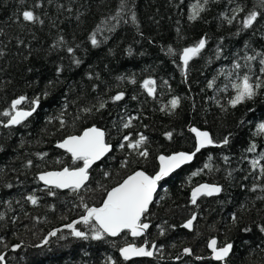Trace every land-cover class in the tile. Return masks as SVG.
Returning <instances> with one entry per match:
<instances>
[{"label": "trees", "instance_id": "trees-1", "mask_svg": "<svg viewBox=\"0 0 264 264\" xmlns=\"http://www.w3.org/2000/svg\"><path fill=\"white\" fill-rule=\"evenodd\" d=\"M196 2L126 0L121 11V0H0V112L20 96L27 97L19 106L26 110L40 98L37 111L22 124H0V254L6 252V264H15L9 255L18 252L24 253L23 264H108V257L114 264H221L207 249L213 237L218 246L233 245L225 264H264V199L258 198L264 197V160L256 169L251 166L264 152V135L254 134L264 122V89L236 108L228 104L234 95L231 80L248 72L245 65L253 80L264 79V55L257 56L264 54V9L257 8L258 0H209L199 17L189 20L190 6ZM237 7L243 11L229 24L225 17L231 18ZM25 10L39 20L23 21ZM251 10L261 15L251 28L243 29L242 20ZM94 33L96 46L90 39ZM202 38L205 47L184 70L180 54ZM246 56L256 59L246 61ZM234 63L242 67L229 77ZM148 79L155 81L153 96L142 87ZM209 81H214L212 88ZM119 92L124 98L113 102L111 97ZM173 97H179L180 104L169 111ZM101 101H107L106 106L97 111ZM85 108L92 111H82ZM132 117L131 126L124 128ZM7 119L0 116V121ZM93 126L105 132L112 151L89 171V181L78 194L51 189L55 195H50L37 174L81 167V161L74 163L56 145ZM193 127L208 132L220 146L203 148L191 164L165 179L143 217L149 225L144 237L132 238L125 231L116 238L81 240L65 228L37 247L49 232L84 215L81 197L89 207L99 206L107 191L134 171L154 175L158 155L193 152ZM166 133H172L170 139ZM126 135L132 141L140 135L147 138L141 146L147 158L119 147L127 144ZM225 137L227 145L222 143ZM252 144L255 151H247ZM29 160L32 165L27 167ZM125 160L127 166L122 167ZM206 163L209 168H204ZM202 182L218 184L222 191L193 205L190 190ZM30 195L38 199L36 205L26 199ZM194 215L189 232L183 224ZM75 226L89 230L83 224ZM61 235L66 238L59 239ZM144 240L156 245L152 259H121L119 248ZM16 244L19 250L10 252ZM186 247L192 255H183Z\"/></svg>", "mask_w": 264, "mask_h": 264}, {"label": "snow or ice", "instance_id": "snow-or-ice-1", "mask_svg": "<svg viewBox=\"0 0 264 264\" xmlns=\"http://www.w3.org/2000/svg\"><path fill=\"white\" fill-rule=\"evenodd\" d=\"M209 0H197L196 3L190 6L189 20H195L199 17L200 13L205 10V5ZM126 7V0H121L120 10L122 11ZM257 8L264 9V0H258ZM241 7H237L233 10V16L231 18L225 17L227 22L231 24L233 20L237 18V14L242 12ZM120 15V11L117 12V16ZM261 15L260 11L251 10L242 20V28L249 29L253 26L254 22L257 21L258 16ZM22 19L25 22L35 23L39 20V17L34 15L33 11L25 10L21 13ZM132 20L135 22V14H132ZM42 23V21H40ZM93 46H96L98 41L96 39L95 33L90 37ZM206 40L200 39L199 42L193 46L186 47L180 54V59L182 61L183 69L186 70L189 61L194 57L198 56L201 50L205 47ZM73 49L68 48V52L71 53ZM169 53H172V49L169 48ZM2 54V53H0ZM264 54L257 53V56H262ZM256 56H246V61H253ZM79 64L80 61H74ZM260 65L262 66L260 71L264 74V58L260 59ZM241 64L234 63L232 66V71L228 73L231 77L233 73L241 68ZM248 72L243 75L237 74L236 79L231 80V89L234 92L229 100L228 104L232 108H236L238 105L243 104L247 101H251L257 96L259 90L264 89V79L256 77L253 80L251 73V68L248 65ZM58 71H60L58 69ZM223 74V69L221 70ZM135 82L134 80L132 81ZM214 81H209L208 87L212 88ZM155 81L148 79L143 82L142 87L145 88L149 96H153L155 92ZM226 90V89H225ZM46 96L47 93H44ZM124 98V93L119 92L115 96L111 97L113 102L121 101ZM135 98V97H134ZM27 101V97L20 96L17 99L12 100L10 108L0 112V116L8 117L7 122L0 121L3 127L8 128L15 125H20L27 120L28 117L32 116L34 112L40 105V98L37 97L31 101V107L29 110H24L19 107ZM107 101H101L99 103L97 111L105 108ZM180 104L179 97H173L169 101L170 109L169 111H174ZM162 111L165 109L162 108ZM82 111L91 112L92 109L85 108ZM62 115L59 118L61 126L63 127L66 123L62 119ZM78 118V117H77ZM135 117L130 118L127 122L123 124L124 128H129L131 126V120ZM190 131L195 134L196 144L195 150L191 153L188 152H176L169 156L161 155L158 157L160 162L159 171L156 172L154 176L147 175L144 171H134L131 175H128L121 183L117 186L111 188L107 191L106 197L103 202L98 207H89L86 203H83V197H81L82 207L84 209V215H82L79 220L73 221L70 224L65 225L67 229L70 230L71 236L81 239V240H103L105 237H117L121 233L127 231L131 234L133 238L141 236L144 231L149 227L147 223L142 221V217L145 216L149 211V205L153 202V194L156 192L157 183L161 181L164 177H167L171 172L181 167V165L187 164L192 161L197 153L201 149L207 146H220L214 142L208 132L200 131L197 128H190ZM255 135H264V122L257 125ZM172 133H166V136L170 139ZM146 137L143 135L139 136V139L135 141L130 140L129 136H124L123 140L127 141V144L121 143L119 147L121 149L127 147L135 152L139 157L147 158L149 153L146 149H142L141 146L146 143ZM224 145L229 143V138L225 137L222 141ZM57 148L64 149L67 153L71 155L72 161L75 163L77 161L82 162L81 167L69 168L64 167L61 171H46L39 174L38 179L44 183L49 189L50 195H55L51 189H69L73 193H79L81 189L84 188L85 182L89 179V169L92 165L99 161L106 153L110 151V145L105 141V132L100 128L93 126L86 128L80 135H69L62 141L58 142ZM256 149V145L252 144L247 149L249 152H253ZM46 155V154H44ZM43 159V156H41ZM211 159V157H209ZM227 160V157H225ZM260 160H264V152L259 154V159H253L251 161V166L253 169L260 167ZM128 161L122 162V167L127 166ZM32 165V161L27 162V167ZM209 164H205L204 168H209ZM198 172H194L192 175H197ZM107 175V173H105ZM260 175L264 176V167H260ZM259 178V177H258ZM11 187V185H7ZM255 191V187L252 189ZM222 191L221 186L215 184H201L193 188L191 193V201L193 204L196 203L197 198L200 196H213L219 194ZM264 199V197H258ZM32 205L38 203V199L35 196L26 197ZM0 219H3L2 214H0ZM195 215L189 219L184 225V228L191 229L193 225V220H195ZM233 221L235 222L236 216L233 214ZM83 224L88 227V231H82L78 229L75 225ZM249 231V229H244ZM61 229H56L48 233V236L44 238L43 243H48L49 237H55ZM261 232H264V226L260 228ZM163 234V230H161ZM63 235L59 236V239H65ZM40 245H37L39 247ZM15 247H19L16 245ZM152 248H156L153 244ZM208 248L211 250L212 259L225 264L226 258L229 256L233 245L231 243H226L223 246H218L216 239H211L208 242ZM15 250V249H13ZM120 256L128 261L132 257H151L153 256V251L149 250L144 246H137L134 243H128L126 246L119 248ZM185 255H192V250L185 248L183 250ZM4 256L0 254V264H4ZM108 264H114L113 258L108 257ZM179 259V257H177ZM200 259V257H197Z\"/></svg>", "mask_w": 264, "mask_h": 264}, {"label": "water", "instance_id": "water-1", "mask_svg": "<svg viewBox=\"0 0 264 264\" xmlns=\"http://www.w3.org/2000/svg\"><path fill=\"white\" fill-rule=\"evenodd\" d=\"M24 110H26V109H24ZM102 130V129H101ZM84 131V130H83ZM82 131V132H83ZM103 131V130H102ZM82 132L80 133V134H82ZM193 133V132H192ZM79 134V135H80ZM194 134V133H193ZM195 135V134H194ZM66 138V137H65ZM195 139H196V137H195ZM105 141H106V137H105ZM106 143H107V141H106ZM107 144H109V143H107ZM111 147H110V151L108 152V153H106L99 161H97V162H95L93 165H92V167L88 170V171H90L96 164H98L99 162H101L106 156H108L109 155V153L112 151V145L111 144H109ZM58 149H60V148H58ZM60 150H62L63 152H66L64 149H60ZM202 150V149H201ZM177 152H186V151H177ZM67 153V152H66ZM174 153H176V152H173V153H171V154H168V155H165V154H160V155H158V157L159 156H161V155H164V156H169V155H172V154H174ZM188 153H191V152H188ZM67 154H69V153H67ZM70 155V154H69ZM71 156V155H70ZM158 157H157V162H158V170H157V172L159 171V168H160V162H159V159H158ZM193 160H194V158H193ZM193 160L192 161H190V162H188L187 164H184V165H181V167L180 168H178V169H176V170H174L173 172H171L167 177H164L161 181H159L158 183H157V189H156V192L153 194V202L156 200V198H157V193L160 191V189L162 188V186H163V184H164V181H165V179L166 178H168L169 176H171L172 174H174L175 172H177L178 170H180L181 168H183L184 166H187V165H189V164H191L192 162H193ZM62 169H60V170H46V171H61ZM46 171H42V172H46ZM136 171H143V170H136ZM42 172H39L38 174H37V179H38V176H39V174L40 173H42ZM145 172V171H144ZM146 173V172H145ZM132 174V173H131ZM130 174V175H131ZM147 174V173H146ZM156 174V173H155ZM154 174V175H155ZM147 175H149V174H147ZM154 175H152V176H154ZM149 176H151V175H149ZM124 180V179H123ZM38 181H39V183L42 185V186H44V187H46V188H48L47 186H45L44 185V183L42 182V181H40L39 179H38ZM88 181H89V179H88ZM88 181H86L85 182V185L88 183ZM214 184V183H209V182H202V183H200V184H197L195 187H197V186H199V185H201V184ZM215 185H218V184H215ZM117 186V185H116ZM195 187H193V188H195ZM193 188L190 190V198H191V193H192V190H193ZM55 189V188H54ZM58 190H60V191H67V190H69V189H58ZM221 193V192H220ZM220 193L219 194H216V195H213V196H200V197H198L197 198V201H198V199H200L201 197H207V198H212V197H218L219 195H220ZM106 197V196H105ZM196 201V202H197ZM152 202V203H153ZM152 203L149 205V208H150V206L152 205ZM102 204V203H101ZM193 204V203H192ZM196 204V203H195ZM194 205V204H193ZM100 206V205H99ZM95 207H98V206H95ZM85 214V213H84ZM80 218V217H79ZM79 218H77V219H75L74 221H76V220H79ZM142 219H143V217H142ZM191 219V218H190ZM188 221V220H187ZM187 221H185L184 222V224L187 222ZM73 222V221H72ZM71 222V223H72ZM193 222H194V220H193ZM145 223V222H144ZM70 224V223H69ZM183 224V225H184ZM66 227L65 226H62V227H60L59 229H65ZM187 231H189V232H191L192 231V229H193V225H192V228L189 230V229H187V228H185ZM147 230H148V228L144 231V233L141 235V236H139V237H135V238H140V237H143V236H145L146 235V233H147ZM130 234V233H129ZM119 236V235H118ZM117 236V237H118ZM130 236H131V234H130ZM110 237V236H109ZM132 237V236H131ZM111 238H116V237H111ZM133 238V237H132ZM211 239H216V241H217V244H218V240H217V238H215V237H213V238H211ZM211 239H209L208 240V242L211 240ZM208 242H207V249H208V251L210 252V258L212 257V253H211V250L208 248ZM44 243H42V244H39L40 246H42ZM17 245V244H16ZM16 245H13L11 248H10V252H17L18 250H19V248L21 247V245H19V247H15ZM124 246H126V245H124ZM124 246H122V247H124ZM137 246H144V247H146V248H148L149 250H152L153 251V253L155 254V248H152V245L151 246H149L148 244H147V242H144V243H142L141 245H137ZM186 248H189V249H191L190 247H186ZM13 249H15V250H13ZM119 252V251H118ZM231 252H232V250H231ZM231 252H230V254H231ZM154 254H153V256H151V257H132L130 260H128V261H132V260H137V259H152L153 257H154ZM229 254V255H230ZM2 255L3 256H5L6 255V252H4V253H2ZM119 255H120V253H119ZM183 255L184 256H190V255H185L184 253H183ZM121 257V256H120ZM229 257V256H228ZM228 257L226 258V260L228 259ZM121 259L122 260H124L122 257H121ZM212 259V258H211ZM213 261H215V262H218V261H216V260H214V259H212ZM125 261V260H124ZM219 263H221V262H219ZM226 263V262H225ZM4 264H6V261L4 260Z\"/></svg>", "mask_w": 264, "mask_h": 264}, {"label": "rangeland", "instance_id": "rangeland-1", "mask_svg": "<svg viewBox=\"0 0 264 264\" xmlns=\"http://www.w3.org/2000/svg\"><path fill=\"white\" fill-rule=\"evenodd\" d=\"M24 255L23 252L21 253H15L13 255H9V261L10 263H15V264H23V259L21 258Z\"/></svg>", "mask_w": 264, "mask_h": 264}, {"label": "flooded vegetation", "instance_id": "flooded-vegetation-1", "mask_svg": "<svg viewBox=\"0 0 264 264\" xmlns=\"http://www.w3.org/2000/svg\"><path fill=\"white\" fill-rule=\"evenodd\" d=\"M54 189V188H53ZM57 190V189H56ZM142 221H143V219H142ZM144 237V236H143ZM142 238V237H141ZM144 242H147L146 240H144L142 243H144ZM141 243V244H142ZM141 244H138V245H141ZM147 244H148V242H147ZM136 245V244H135ZM149 245V244H148Z\"/></svg>", "mask_w": 264, "mask_h": 264}]
</instances>
